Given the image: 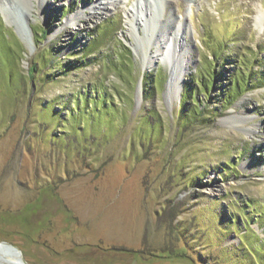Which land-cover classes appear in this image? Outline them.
Wrapping results in <instances>:
<instances>
[{
  "label": "rangeland",
  "instance_id": "374dc122",
  "mask_svg": "<svg viewBox=\"0 0 264 264\" xmlns=\"http://www.w3.org/2000/svg\"><path fill=\"white\" fill-rule=\"evenodd\" d=\"M16 4L0 0L13 57L0 47V242L29 264H264V0ZM178 25L191 58L168 90L163 57L145 69L144 59ZM118 57L130 64L119 74L107 63ZM218 68L208 95L189 82ZM238 71L249 85L222 105ZM93 87L111 116L96 137L56 141L72 96ZM52 100L60 118L45 109Z\"/></svg>",
  "mask_w": 264,
  "mask_h": 264
},
{
  "label": "trees",
  "instance_id": "16d2710c",
  "mask_svg": "<svg viewBox=\"0 0 264 264\" xmlns=\"http://www.w3.org/2000/svg\"><path fill=\"white\" fill-rule=\"evenodd\" d=\"M112 30L111 25H109L108 22L104 24V26L97 31L98 36L100 39H106L108 35H110ZM42 36H45L46 32H40ZM98 38H93L90 43V51H86L91 53L95 47V44L97 45V40ZM4 41L6 39L4 36L1 34V27H0V47L4 49V52H7L8 56H10L7 60L8 65L12 66L13 65V57L12 53H10L9 49L4 48ZM127 52V51H126ZM120 52H118L119 54ZM121 55V54H120ZM123 57V56H122ZM127 58V55H126ZM104 60V59H103ZM130 61V60H129ZM108 64L112 65L117 72L119 71L118 68L120 69L121 67H129V62H127L125 59L118 57L117 60H112V61H107ZM245 65L241 63V67H244ZM36 63H33L30 66V69L28 70L27 77L31 79L32 81L35 79L36 75ZM60 69V74H65L68 69H69V64L68 65H61L59 66ZM239 69H242L239 67ZM219 68L217 71H212L213 73L211 76H209L208 80L204 76L203 79L201 77H198L197 79L193 80L191 78L190 83H194L197 87H199L200 93H205L206 95L209 94L210 89L213 88L214 84L220 79V74H219ZM201 72V69L197 71L198 76L199 73ZM119 74V72H118ZM251 75V74H250ZM248 76V75H247ZM253 76V75H252ZM34 78V79H33ZM264 79V74L261 75L260 80ZM150 76L145 77V81H143V89L145 91V94H150L152 92V88H150ZM259 80V81H260ZM249 81L247 79H244L242 76V72L238 71L236 74L232 76L231 82L228 86L227 89L224 90V94H221L222 100L221 103L222 105H232L234 101L237 99L238 96H240L243 92L246 91ZM129 84L133 86L134 82L129 81ZM264 86L263 84H261ZM197 93V92H196ZM115 95L120 99L121 96L120 94L115 92ZM109 96L107 93H102L98 94L97 89L95 87L92 88L91 91H83V92H78L75 95L72 96L71 98V107L69 110L66 112L67 120H63L62 126H58V133H61V138H55L57 140L63 139L62 136L70 135V132H72V135L74 136L75 139L77 140H83V139H88L89 137H96L97 135V127L99 125V122L104 119V117H110L111 116V109L113 108L112 103L109 100ZM190 98L191 103L198 105L194 107V110L191 112L186 113V117H191L195 119L196 117L202 116L201 114V109L199 107V103L196 99V94L194 93H189L187 95H183L181 98V102H184L185 100H188ZM65 107V103L63 105ZM54 108H56L55 105V100L51 101L47 106H45V109L51 112L53 118L57 119L62 116L61 111H56ZM64 119V118H63ZM184 124L186 123V120L184 121ZM88 128L89 131L88 132ZM95 139V138H94Z\"/></svg>",
  "mask_w": 264,
  "mask_h": 264
},
{
  "label": "bare ground",
  "instance_id": "6f19581e",
  "mask_svg": "<svg viewBox=\"0 0 264 264\" xmlns=\"http://www.w3.org/2000/svg\"><path fill=\"white\" fill-rule=\"evenodd\" d=\"M13 2L17 3L16 5H22L23 0H13ZM31 10V7L24 8L23 13H25L27 18L29 17ZM176 28L177 29L173 32V34L168 37L169 42L171 43H169L168 40L166 42H161L164 36H159V41L155 42L157 53L154 56L145 57V65L143 66L144 69L145 67L151 68L158 59L156 58L157 55L163 57L162 60L169 65L170 78L167 84L168 90L176 88L179 78L183 73L182 71L190 63L189 58H191V54L188 52L189 47L185 43L186 32L180 27V25L176 26ZM162 31L164 32V29ZM185 56H188V58ZM0 256L5 264H21L19 256L15 255L5 247H0Z\"/></svg>",
  "mask_w": 264,
  "mask_h": 264
},
{
  "label": "water",
  "instance_id": "95a60500",
  "mask_svg": "<svg viewBox=\"0 0 264 264\" xmlns=\"http://www.w3.org/2000/svg\"><path fill=\"white\" fill-rule=\"evenodd\" d=\"M0 247H5L8 250H10L11 252H13L15 255L19 256L21 264H29L25 261V258L23 256L21 250L17 246H14V245H12L10 243H6V242H0ZM0 262L4 263L1 256H0Z\"/></svg>",
  "mask_w": 264,
  "mask_h": 264
}]
</instances>
